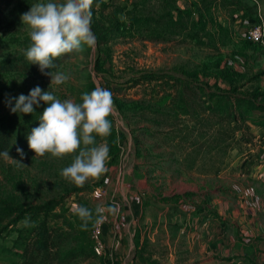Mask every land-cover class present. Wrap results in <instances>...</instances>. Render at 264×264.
I'll use <instances>...</instances> for the list:
<instances>
[{
  "label": "rangeland",
  "instance_id": "rangeland-1",
  "mask_svg": "<svg viewBox=\"0 0 264 264\" xmlns=\"http://www.w3.org/2000/svg\"><path fill=\"white\" fill-rule=\"evenodd\" d=\"M208 1L219 7L212 9L209 2L203 7L201 0H93L91 28L96 44L54 58L52 71L69 77L55 85L24 55L29 38L21 15L35 0H12L0 28V117L10 112L9 97L27 94L36 85L61 100L77 102L82 92L105 87L112 92L114 108L108 116L110 134L96 138L109 146L104 172L79 185L60 174L76 153L36 154L22 162L24 166L0 159V201L29 207L61 200L55 208L60 219L50 224L71 234L64 247L67 251L76 249V239L81 241L100 220L97 208L106 211L104 227L114 220L112 213L116 231L124 226L126 190L138 197L134 204L140 227L145 220L139 211L147 202L142 197L146 189L161 196L190 187L194 191L184 194L185 203L198 208L204 203L200 196L226 189L223 182L235 194L234 186L240 182L236 168L214 170L225 163L237 164L241 158L237 161V150L229 159L220 150H207L224 127L203 95L233 88L241 94L264 91V48L243 40L242 31L252 22L241 25L244 8L248 10L244 14L253 11V22L264 25V0ZM44 107L41 104L26 117L38 116ZM77 204L91 209L92 218H80L73 211ZM23 225L22 221L0 233V264H21L18 230ZM102 240L101 258L78 255L69 264H121L115 259L112 237L107 233Z\"/></svg>",
  "mask_w": 264,
  "mask_h": 264
},
{
  "label": "crops",
  "instance_id": "crops-1",
  "mask_svg": "<svg viewBox=\"0 0 264 264\" xmlns=\"http://www.w3.org/2000/svg\"><path fill=\"white\" fill-rule=\"evenodd\" d=\"M201 1L203 7L208 5V0ZM209 4L212 9L219 7ZM252 19L242 18L241 25L254 23ZM250 133L252 141L237 157L240 162L228 165L238 171L236 195L223 182L226 189L200 196L204 203L198 208L185 203L184 194L194 191L190 187L161 196L146 189L142 197L147 202L139 211L145 220L140 227L135 219L138 197L126 190L122 195L124 226L116 231L118 223L112 213L114 220L103 233L112 237L115 259L121 264H264V192L260 191L264 190V129L252 126Z\"/></svg>",
  "mask_w": 264,
  "mask_h": 264
},
{
  "label": "clouds",
  "instance_id": "clouds-1",
  "mask_svg": "<svg viewBox=\"0 0 264 264\" xmlns=\"http://www.w3.org/2000/svg\"><path fill=\"white\" fill-rule=\"evenodd\" d=\"M92 4L93 0H35L21 15L29 38L25 58L50 77V84L60 85L69 79L62 71H52L56 67L54 58L83 46H95ZM41 104L45 107L38 113L39 123L27 135L28 147L35 155L76 153L60 174L79 185L104 172L109 146L106 142L97 143L96 138L106 137L112 129L108 119L114 108L111 90L94 87L90 92H82L77 102L61 100L52 91L36 85L27 94L20 93L7 100L10 111L19 114L34 113ZM16 151L21 157L24 155L23 149L18 147ZM0 159L24 166L20 160L11 158L7 149L0 150ZM73 211L85 221L92 218V210L84 205H75Z\"/></svg>",
  "mask_w": 264,
  "mask_h": 264
},
{
  "label": "trees",
  "instance_id": "trees-1",
  "mask_svg": "<svg viewBox=\"0 0 264 264\" xmlns=\"http://www.w3.org/2000/svg\"><path fill=\"white\" fill-rule=\"evenodd\" d=\"M11 1L0 0V28L5 10ZM252 14L253 12L243 13L242 18H248ZM237 90H213L203 95L206 97L209 111L214 117L218 116L220 125L224 127V131L218 133L219 138L211 142L212 148L207 150H220L219 152L224 153L228 159L231 158L232 151L237 150V154H242L247 150L245 145L252 141L250 127L264 129V91L241 94ZM37 118L38 116L29 119L26 114L11 111L0 117V150L7 149L11 158L21 162L31 159L35 153L28 147L27 135L38 125ZM18 147L24 150L22 157L16 151ZM225 164L215 169V173L229 165ZM60 201L52 199L29 207L10 206L0 201V233L24 222L23 227L18 230L21 252L17 255L21 264H69L78 255L96 256L92 251L89 230L81 240L82 245L81 241L76 239V249L64 250L68 240H72L71 234L62 227L50 224L60 219V215L55 213ZM25 220L28 223H25Z\"/></svg>",
  "mask_w": 264,
  "mask_h": 264
},
{
  "label": "built area",
  "instance_id": "built-area-1",
  "mask_svg": "<svg viewBox=\"0 0 264 264\" xmlns=\"http://www.w3.org/2000/svg\"><path fill=\"white\" fill-rule=\"evenodd\" d=\"M249 27L242 31L243 40L251 45L261 46L264 48V25L262 22L251 23ZM100 220L95 223L89 232V237L92 244V251L96 256L104 255V243L103 237V222L106 218V211L100 208L99 211Z\"/></svg>",
  "mask_w": 264,
  "mask_h": 264
},
{
  "label": "water",
  "instance_id": "water-1",
  "mask_svg": "<svg viewBox=\"0 0 264 264\" xmlns=\"http://www.w3.org/2000/svg\"><path fill=\"white\" fill-rule=\"evenodd\" d=\"M104 229H105V227L103 226V229H102V232L104 233Z\"/></svg>",
  "mask_w": 264,
  "mask_h": 264
}]
</instances>
